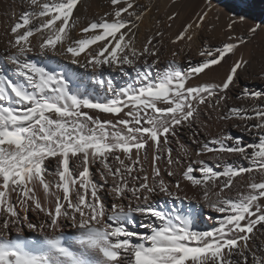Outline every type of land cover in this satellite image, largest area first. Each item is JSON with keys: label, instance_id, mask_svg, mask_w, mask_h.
<instances>
[{"label": "snow or ice", "instance_id": "snow-or-ice-1", "mask_svg": "<svg viewBox=\"0 0 264 264\" xmlns=\"http://www.w3.org/2000/svg\"><path fill=\"white\" fill-rule=\"evenodd\" d=\"M22 4L0 55V264H264V83L246 82L264 20L170 0L141 40L151 0ZM37 57L108 73L105 96Z\"/></svg>", "mask_w": 264, "mask_h": 264}, {"label": "rangeland", "instance_id": "rangeland-1", "mask_svg": "<svg viewBox=\"0 0 264 264\" xmlns=\"http://www.w3.org/2000/svg\"><path fill=\"white\" fill-rule=\"evenodd\" d=\"M254 1L255 0H213L214 6H215L214 11H218L220 13L221 23H223L224 20H227L230 16L239 17L241 15L247 17L250 22H252V21L260 22V20H264V12L262 13L261 17L256 16L257 13L255 11V6H253ZM260 1L263 2V5H264V0H260ZM141 2L147 4V3H149V0H141ZM169 2H170V0H151V3L153 5L158 6L159 12H157L154 9L153 12L149 13L145 17L144 22L142 24L145 34L148 32L149 29H151L153 31L155 30L154 25H153V20L156 17H158L162 21L165 19L164 13H165L166 6L169 4ZM101 4L106 9V7H107L106 0L102 1ZM22 7H23L22 0H2V1L0 0V31L1 32L9 24V21L13 22L16 19V17H18L19 13L22 10ZM103 11H105V10H103ZM13 12L15 13V16L11 15V13H13ZM181 21H183V20H181ZM181 23L179 22V25H178V22L176 20L173 22L171 29H168V28L164 29V31L166 33V35H165V44L166 45L168 44L169 35H174L177 32V30L179 29ZM144 33H143V35L145 36ZM1 34H0V37L4 38V35H3L4 32ZM144 36L141 38V40L144 39ZM30 39H33V42L35 43L34 38H30ZM215 42L216 41L214 40L213 43H215ZM5 44H6V40H4L3 42H0V45H1L0 47L5 48ZM178 46L179 45H177V47ZM199 47H200L199 41L194 42L192 45V50L190 53H188V56L182 55L181 57L177 58L178 63H180L181 65L186 64L189 57H191V59L194 62L198 61L200 59V57L198 56ZM32 55L35 56L36 54L33 53ZM167 59H170V56L168 55L167 51L165 50V53H164V56L162 57V60H167ZM37 62L43 64L44 66H46L49 69H55L56 71L67 72V74L71 77L72 81H74L76 84H78L80 92H84V90H82V88H81L80 80L77 78V75L75 73L77 66L71 65L67 59H65L63 57H52V58L37 57ZM243 75L244 74H242V76ZM112 76L114 77V83H116L117 86H121L123 84L126 86V83L128 82L127 78H122L119 74H115V73H113ZM102 78L104 80H107L109 78L108 73H104ZM246 82L253 84V85H259L261 83H264V82L254 80L251 78H249ZM93 85H95V87H97V88L99 87V85L96 83ZM95 94H97L96 96L98 98H101L99 93L98 92L96 93V90H95ZM233 131L235 132L236 130L233 129ZM183 139L187 140V137L185 136V137H183ZM187 194L189 196H192L193 192L188 191ZM176 203L179 207H183V208L188 207V201H185L183 205H181L179 202H176ZM192 203L195 204L196 202L193 201ZM197 207L203 208V211L201 213V216L203 218L198 219L196 226L198 228H204V229L213 227L214 226L213 220H209V219H207V217L210 215L215 216L216 214L210 212L209 209L204 207L202 202L200 203V205H197Z\"/></svg>", "mask_w": 264, "mask_h": 264}, {"label": "bare ground", "instance_id": "bare-ground-1", "mask_svg": "<svg viewBox=\"0 0 264 264\" xmlns=\"http://www.w3.org/2000/svg\"><path fill=\"white\" fill-rule=\"evenodd\" d=\"M2 1V0H1ZM104 1V0H88V2L91 4V7L89 9V13L88 15L91 17L93 14L95 13H102L103 10H106L103 5L101 4V2ZM4 5V4H3ZM15 5V4H14ZM253 6H255V11H256V16L257 17H261L262 16V13L264 12V5H263V2H261L260 0H255L253 2ZM6 11V10H5ZM10 13V12H9ZM185 18L184 15H182V17L177 20L178 22V25H179V22L181 23L182 21ZM9 23H11L9 21ZM177 25V24H176ZM2 26V25H1ZM8 26V25H7ZM6 26V27H7ZM2 29V28H1ZM1 32V31H0ZM3 33V31L1 32ZM0 33V34H1ZM144 28H143V25H141V29H140V38H142L144 35ZM145 34V33H144ZM2 35V34H1ZM4 35V34H3ZM4 40H6V37L4 36V38L0 37V42H3ZM1 46V45H0ZM4 49L5 48H2L0 47V55H2L4 53ZM62 64V63H61ZM0 67H3L5 70H7L9 68V66L6 64V63H3L2 61H0ZM75 73L77 75V78L80 80V83H81V88L82 90L85 91V89L87 90V92L95 97H97L95 94V90H96V93L98 92L99 95L101 96V98H103L107 92V85H103L101 86L100 84L96 83L95 80L97 79H103L102 77H93L91 75L90 72H85L84 69L82 68H78V66L76 67V70H75ZM98 84L99 87H95V85L93 84ZM121 85V84H120ZM121 86H125L124 84L121 85Z\"/></svg>", "mask_w": 264, "mask_h": 264}]
</instances>
